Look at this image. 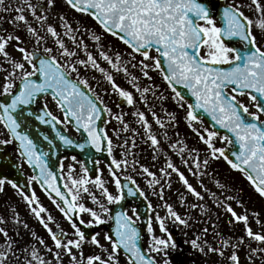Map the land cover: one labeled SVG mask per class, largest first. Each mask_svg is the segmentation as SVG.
<instances>
[{
  "label": "snow or ice",
  "instance_id": "obj_1",
  "mask_svg": "<svg viewBox=\"0 0 264 264\" xmlns=\"http://www.w3.org/2000/svg\"><path fill=\"white\" fill-rule=\"evenodd\" d=\"M0 146L13 149L0 152V193L10 186L46 233L9 206L0 264H264V218L208 171L223 161L264 201V0H0ZM61 149L88 154L94 174ZM25 167L23 185L5 173Z\"/></svg>",
  "mask_w": 264,
  "mask_h": 264
},
{
  "label": "rangeland",
  "instance_id": "obj_2",
  "mask_svg": "<svg viewBox=\"0 0 264 264\" xmlns=\"http://www.w3.org/2000/svg\"><path fill=\"white\" fill-rule=\"evenodd\" d=\"M57 9L60 10L61 9V4L58 3L57 5ZM247 102V101H245ZM169 107H171V105H169ZM131 111V110H130ZM127 111V112H130ZM131 116H128V120H131ZM179 132L181 137H186V142L190 145V146H196L199 148H203L202 145H198L195 138L191 135V133L186 129V127L183 125V123H181L180 127H179ZM138 145L139 147L136 149V151L140 154L141 157H144L143 159H141V163L144 164H149L150 162V153L146 148V145H143L142 143H140V141L138 140ZM203 154V152L201 153ZM78 170V167H77ZM209 172H212L213 175L219 179L222 183L227 182L229 184H234L237 187H243L244 188V199L245 201H247L246 203V207L249 210H255V211H259L261 214V217L264 218V201H262L252 190L251 188L247 185V182L243 179V177L240 176L239 173H235V172H229L228 166L226 165V163H224L223 161H213L211 163V167L208 169ZM218 173V175H216ZM187 174V173H186ZM190 181L194 184V186H197V181L195 178L189 176ZM204 183L207 185V187L209 189H211L212 191H217V189L214 186V183L212 181V179H210L209 177H204ZM141 187L146 188V185L144 183V181H140ZM175 187H179V185H174ZM111 190V189H110ZM198 190H200L198 188ZM37 192V195L40 198L41 203L48 208V210L51 212L52 215H54L56 217V219L58 221L61 222L62 227H67L66 222H63L61 219V215L60 213L55 209V207L51 204V202L49 201V199L47 198V196L41 192ZM217 194L219 195V192H217ZM169 202L171 203H175L176 202V194L174 191L169 192L168 194ZM149 198L153 201V203H155V198L152 197L151 195L149 196ZM189 199H194L192 197H189ZM205 200L207 201L208 205L212 208V211L215 213L217 211H219L218 209H216L215 207L212 206L211 201L208 200L207 196H205ZM86 204H88V206H91V202L90 201H85ZM9 206L16 208L17 212L19 213V215L28 222L30 228H32L34 231H36L37 233H39L40 235L45 236L46 238V233L44 231V229L38 224V222L27 212L26 210V206L24 205V203L20 200V197L18 196V194L15 193V191L10 187V186H5V190L4 192L0 193V215H4L5 217L9 216ZM233 207H235V205H233ZM178 210L180 212H183L184 209L183 208H178ZM237 211H240L239 208L236 209ZM193 215L195 216L196 213L194 212ZM226 217L222 218L221 221V228L224 232H228L229 229L226 226L225 222L226 221ZM242 227V226H240ZM252 227L254 231H259L260 229L255 225V223H252ZM177 233H179V231L176 229ZM21 232L23 233V229H21ZM180 234V233H179ZM237 234H239V231H237ZM189 235H191V233H189ZM102 236H103V231H101V242H103L102 240ZM25 239H29V237H25ZM255 246V245H253ZM90 248V247H89ZM90 251V250H89ZM198 262V260H197Z\"/></svg>",
  "mask_w": 264,
  "mask_h": 264
},
{
  "label": "flooded vegetation",
  "instance_id": "obj_3",
  "mask_svg": "<svg viewBox=\"0 0 264 264\" xmlns=\"http://www.w3.org/2000/svg\"><path fill=\"white\" fill-rule=\"evenodd\" d=\"M6 2H7V0H6ZM57 10H58V9H57ZM3 15H5V17L7 18L8 15H10V14L4 13ZM11 15H14V13H11ZM69 15L71 16V15H73V14H72V13H69ZM87 22L91 23V21H87ZM4 27H5V28H8L9 25H7V24L5 23V24H4ZM109 39H111V38L109 37ZM117 82L120 83L123 87H127V85L124 83V81H123L122 79L118 78V79H117ZM105 86H106V85H105ZM101 94L103 95V93H101ZM104 99H105V102H106L110 107H112L113 112H119V111H120V109H117V108L114 106L113 101L116 100V97H115V96H113V97H111V98L105 96ZM122 107H123V110H124L125 112L130 111V109H129L127 106H122ZM53 108H54V106H53ZM109 119H110V118H109ZM126 119H128V117H126ZM131 120H132V119H131ZM131 120H129V121H131ZM115 125H116V122H115V121H111V123H109V124L106 126L110 136L113 135V134H112V129H113V127H114ZM104 126H105V125H104ZM70 132H71V135H72L73 137L76 136V133H75L73 130H70ZM125 135H127V134H125ZM113 141H114V144H116V143H120V141H117V140L115 139L114 136H113ZM137 143H138V141H137ZM0 152H7V153L11 154V153L13 152V149H12L11 146H7V147L0 146ZM115 153H116L117 157H119L120 149L117 148V149L115 150ZM70 156H72V155H68L67 157H70ZM77 159L80 160L79 158H77ZM70 162H71L70 159H69V160H65V164L70 163ZM77 167H78V166H77ZM99 167H100L101 169H104V162H103V161H102V163L99 165ZM30 171H31L30 169H28L27 167H25V169H24V174H23V175L25 176V174H30ZM106 178H107V175H106V171H105V179H106ZM138 179H139V178H138ZM140 181H142V180H139V182H140ZM34 188H35L36 191L43 193V192L40 190V188H39L38 186H35V185H34ZM130 205H137V204H136V203H129V204H127V207H129ZM96 231H100V229H96ZM176 235H177L178 237L180 236L179 233H177ZM145 239H147L146 236H145ZM184 247H185V249H186V251H187V246H184ZM89 250H90V248H86V249H85L86 252H88ZM241 255H242V258H243V254H241ZM212 259L214 260L215 257H213ZM197 260H198L197 264H199V258H197ZM256 264H259V261H257Z\"/></svg>",
  "mask_w": 264,
  "mask_h": 264
},
{
  "label": "water",
  "instance_id": "obj_4",
  "mask_svg": "<svg viewBox=\"0 0 264 264\" xmlns=\"http://www.w3.org/2000/svg\"><path fill=\"white\" fill-rule=\"evenodd\" d=\"M101 126L103 127V124H101ZM223 131V130H221ZM76 139H80V136L78 134V137ZM91 151V150H89ZM68 154H74L77 155L81 160H84L86 162L87 167L90 170V175L94 174V169L96 167V165H94L93 163L89 162V155L86 153H80L79 150H73V149H68V150H64L61 149L60 152V157L63 158ZM105 155L106 154H98V153H94L93 152V156L96 159H101L103 161H105ZM14 171V173H13ZM5 173L7 175H9L12 179L17 180L21 185H23L25 183V177H23L20 173V171L16 170V169H5ZM127 202H137L140 208V213H141V227H143V222L146 220V216L144 215V213L146 212V208L144 206V204L140 201L139 198H136L135 200H133L132 198H129V200ZM125 205L126 206V203ZM105 230H108L107 228H105Z\"/></svg>",
  "mask_w": 264,
  "mask_h": 264
}]
</instances>
